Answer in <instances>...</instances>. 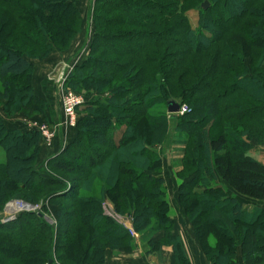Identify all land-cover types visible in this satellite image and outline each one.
Wrapping results in <instances>:
<instances>
[{"label": "trees", "instance_id": "16d2710c", "mask_svg": "<svg viewBox=\"0 0 264 264\" xmlns=\"http://www.w3.org/2000/svg\"><path fill=\"white\" fill-rule=\"evenodd\" d=\"M75 2L0 0V101L7 116L45 113L47 103L31 85L32 60L69 48L81 29ZM91 9L88 54L65 81L86 100L73 140L44 162L50 174L35 165L37 131L8 129L0 118V212L20 194L25 202L41 195L56 207L55 224L42 211L0 218V264H103L108 250L133 251L131 231L103 212L106 198L130 216L147 257L162 263L161 248L169 246L171 264H188L154 150L166 142L171 119L184 136L177 177L188 172L179 197L203 254L210 264H239L233 256L240 247L245 264L262 263L264 241L253 233L264 228V206L244 210L225 187L264 202V164L257 159L264 146V0H94ZM12 80L22 81L27 99L12 96ZM171 102L186 112L168 114ZM3 140L30 144L21 156L15 149L24 145ZM205 206L209 222L225 233L217 248L202 241L211 226L196 221ZM157 233L162 238L154 241Z\"/></svg>", "mask_w": 264, "mask_h": 264}, {"label": "crops", "instance_id": "0c3cea01", "mask_svg": "<svg viewBox=\"0 0 264 264\" xmlns=\"http://www.w3.org/2000/svg\"><path fill=\"white\" fill-rule=\"evenodd\" d=\"M88 0H76L78 6L77 10L79 14L83 16L86 8V2ZM76 4V5H77ZM81 16V17H82ZM87 30L84 33L82 30L71 42L70 47L65 52L53 51L50 55L43 61H32L33 63V76L31 78V85L34 94L41 100L47 103V109L45 113L40 117L41 120L46 122L48 125L57 126L63 120L62 109L60 106L59 99L56 98L55 91L51 89L50 85L52 83L49 78L55 70L59 68V73H65L68 76L74 67L80 65L88 54L89 44L91 42V37L87 34ZM89 38V40H87ZM86 39L85 46H83L84 40ZM63 73V74H64ZM53 84V83H52ZM0 118L1 114H0ZM3 122L8 129H15L20 131H28L33 127H28L26 121L19 120H5ZM26 126V127H25ZM75 136V128L67 127L65 125L58 128L57 137L59 140L55 142L52 148H41L40 149V163L43 160H47L60 152L69 142L73 140ZM60 141V143H59ZM160 147H155V151ZM258 150L264 156V146L258 147ZM161 176L164 178L165 186L167 188L168 202L171 207V218L173 222V233L178 238L184 256L188 264H210L197 243L195 236L192 233L191 227L184 216L183 210L177 206V189L179 183L175 182L174 179V168L170 166V163L164 162ZM191 180V176L188 177L185 182ZM223 184V183H222ZM226 193L229 196L234 197L238 203H240L244 210L251 211L256 207L264 206V202L250 200L248 198L242 197L234 192L232 189L225 187ZM108 216H111L118 220V222L126 229L132 227L131 219L127 217L118 218L115 217L111 210L107 212ZM162 238V233H157L153 236L154 241H158ZM135 239V248L129 253H119L116 251L108 250L105 252L104 263L103 264H170V257L172 255L171 248L162 247L161 248V258L162 263H157L155 258L149 260L144 254V248L141 247L140 243Z\"/></svg>", "mask_w": 264, "mask_h": 264}, {"label": "rangeland", "instance_id": "374dc122", "mask_svg": "<svg viewBox=\"0 0 264 264\" xmlns=\"http://www.w3.org/2000/svg\"><path fill=\"white\" fill-rule=\"evenodd\" d=\"M93 2H94V0H88L86 2V8H85V12L83 13V16L80 15V16H82L81 17V29H80V32L83 30L84 33H85L86 30H87V32H88L87 34L89 35V38L90 37L92 38V36H93V32H92V30H93V20H92V9H91ZM76 4H77V2H75V5ZM77 6H78V4L76 5V8H77ZM2 38H3V41H4V36L0 35V44L2 42ZM89 38L87 40H89ZM85 42H86V39L84 40L83 46H85ZM52 52L53 51H51L50 53H52ZM63 52H65V51H63ZM50 53L45 58H43L41 60H32V61H43L44 59H46L50 55ZM59 70H60V68L57 71L55 70V72H53V74L49 78L51 79V81L53 83V84L51 83V85H50L51 89L54 90V88H55V91L52 92V94L55 93L56 98L57 99L60 98L59 99L60 106H61V95L63 94V90L64 91L65 90L66 91H70L74 95L80 96V97H82L83 99L86 100L85 95H84V93L82 91H77V90H74V89H71V88L68 89V88L65 87V82L62 81V79L60 78V74H58ZM32 76H33V73H32ZM11 84H12L11 92H12V96L14 98H18V99L19 98H23V99L26 98L27 99V93H26V90H25V87H24L22 81H17L16 82V81L12 80ZM5 104H6L5 102L0 101V114H1V117L3 119H5V120H19V119H21L23 121H26V123H27L26 125L28 127H33V128H31V130H35L39 134V137H38L39 140L38 141H39V145L42 148H52L54 146L55 142H57L59 140V138L57 137L58 127H55V126H52V125H48L46 122L41 120L40 117L42 115H40V114L28 115L24 111H21V112L17 111V112H13L10 116H7L4 113V111L2 110V107ZM13 107H14V105H13ZM174 124H175L174 120L171 119L170 120V129H169V133H168V136H167V140L155 152H157L161 156V159L164 162L170 163V166H172L174 168V170H176L174 172V179H175V182L179 183L182 180L181 178H184L185 176H187L188 172H184V174L181 175V178L177 177V173L181 172V170H182L181 160H182V150H183V145H184V136L183 135H178L174 131V127H175ZM45 125L47 127H51V129H50L51 131L50 132L52 133L53 136L51 135L50 138L44 136L43 134H41L39 132V128L41 126H45ZM54 128L57 129L56 132H54ZM3 143H8L7 145H11V144L12 145H15V144L24 145L25 147H23L22 150H20V151L15 149V152H16L17 155L23 156V155L26 154V152L23 149L24 148H28V146L30 144V141L24 140V141L20 142V141H17V140H3ZM59 143H60V141H59ZM4 145H6V144H4ZM1 149L2 148H0V159H1V156L3 155V152H2ZM39 155H40V150L36 154L35 165H40L41 164L43 166V171L48 173V174H50L48 168L46 167V164L44 163L46 160L45 161L43 160V162L40 163V156ZM257 159L264 164V156H259ZM162 169H163V165H162ZM67 179L70 180V181L73 180V178L71 179V177H67ZM181 192H185V191H180V189H177V201L176 202H177V206H179L183 210L184 216L187 219L186 211L184 210V207L182 206V202H181L182 199H181V197H179V193H181ZM25 195L24 194H20V196L17 197L18 199H16V198L10 199L5 204L3 210L0 212V218H2V221L7 222V220L14 213L12 211V209H9L10 205L13 204V205L17 206L18 203H25V204L31 206L32 208H34L35 211H33V212H36V211L41 212L42 211V213L45 214V217H44L45 220L47 222H49L50 224H55V221L53 219V211L56 209L55 206H53L50 203H48L47 200L42 199L41 195L36 196V198L33 197L34 198L33 199L34 202H31V201H28V200H26V202L22 201L21 199ZM148 199H150V197H148ZM206 199L210 200V198H206ZM210 202H211V200H210ZM169 208H170V213L172 214L170 205H169ZM102 209H103V212L105 213V215H108L107 212H109V209H110L111 213H113L115 217L117 216L118 218H123V217L130 218V216H123L121 214H118L115 211L114 204L108 198L104 199V201L102 203ZM202 209H203L202 212L199 215L196 216V221H197L199 227L203 229L204 228L203 227V223H205V222L208 223L211 226V228L208 226V230H210V233L208 235H206L205 239H203L202 241L205 244H207L209 248H217L216 241H218L219 236H221V235L224 236V234H225L224 230H223V227L213 225V223L209 222L210 218H209L207 213H208V211H210V208L208 206L207 207L205 206ZM195 213L196 212H193V215H196ZM116 221L118 222V220H116ZM187 222L189 223V225L191 227V230H192V233L195 236V239H196L197 243L199 244V247L201 248V244H200L199 239L197 238V235H196V233L194 231L193 225L188 221V219H187ZM215 230H217L219 232H216ZM129 231H131L130 233L133 236V238H136V240L139 242V240H138L139 239V234L137 232L133 231L132 227H131V230L129 229ZM203 231H205V230H203ZM256 233H261V236L259 238L261 239V241H264V228L256 229L253 234H256ZM140 245H141L142 248H144L143 252H144V254L146 256V251L148 249H145V248H148V247L145 244L143 245L142 243H140ZM163 247L171 248L169 246H163ZM171 252H172V255H173V249H171ZM172 255L170 257V264H171V261H173ZM147 258L149 260H153L154 261L153 258H150V257H147ZM233 258H234L236 263L245 264V261L243 259V253H242V250H241L240 247H238L236 249V252H235V255L233 256ZM205 259L207 260L206 257H205ZM174 261L176 263H179L176 258H174ZM257 264H264V261L262 263H257Z\"/></svg>", "mask_w": 264, "mask_h": 264}, {"label": "built area", "instance_id": "2783aa9c", "mask_svg": "<svg viewBox=\"0 0 264 264\" xmlns=\"http://www.w3.org/2000/svg\"><path fill=\"white\" fill-rule=\"evenodd\" d=\"M63 73L62 72L60 73V78L62 79V81L65 82L67 76H66V72L64 74ZM84 103H85V99H83L82 97L76 96L70 91H66V90L64 91L63 90V94L61 95V109H62V114H63V120L60 122V124L58 126L61 127V126L65 125L67 127L74 128L75 123L78 119V110L81 108V106ZM185 112H186V108L184 106L183 107L179 106L178 113H176L174 115H176V116L182 115ZM55 127H57V126H55ZM50 129H51V127H47L46 125L41 126L39 128V132L41 134H43L44 136L50 138L52 135V133L50 132L51 131ZM56 131H57V129L54 128V132H56ZM13 208L14 209H12V211L14 213L12 214V216L7 221L13 220L15 218V216L21 212H33V211H35L34 208H32L31 206H29L25 203H18V205L17 206L14 205Z\"/></svg>", "mask_w": 264, "mask_h": 264}, {"label": "water", "instance_id": "95a60500", "mask_svg": "<svg viewBox=\"0 0 264 264\" xmlns=\"http://www.w3.org/2000/svg\"><path fill=\"white\" fill-rule=\"evenodd\" d=\"M209 7V3L208 2H204L202 5H201V9L203 10H206L207 8ZM179 111V105L174 103V102H171L168 104V107H167V113L170 114V115H174L176 113H178Z\"/></svg>", "mask_w": 264, "mask_h": 264}, {"label": "bare ground", "instance_id": "6f19581e", "mask_svg": "<svg viewBox=\"0 0 264 264\" xmlns=\"http://www.w3.org/2000/svg\"><path fill=\"white\" fill-rule=\"evenodd\" d=\"M12 206H14V205H13V204H12V205H10V206H9V209H13V207H12Z\"/></svg>", "mask_w": 264, "mask_h": 264}]
</instances>
